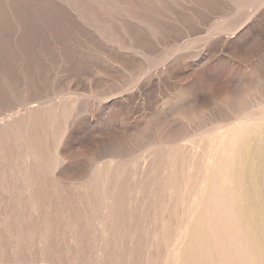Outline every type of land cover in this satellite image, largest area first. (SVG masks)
<instances>
[{
  "label": "rangeland",
  "instance_id": "obj_1",
  "mask_svg": "<svg viewBox=\"0 0 264 264\" xmlns=\"http://www.w3.org/2000/svg\"><path fill=\"white\" fill-rule=\"evenodd\" d=\"M262 128L264 0H0V264H264Z\"/></svg>",
  "mask_w": 264,
  "mask_h": 264
},
{
  "label": "bare ground",
  "instance_id": "obj_2",
  "mask_svg": "<svg viewBox=\"0 0 264 264\" xmlns=\"http://www.w3.org/2000/svg\"><path fill=\"white\" fill-rule=\"evenodd\" d=\"M258 141V144L246 147L245 163L241 169H243L245 176L248 174V180L244 183L246 184V202L253 205L255 216L260 222L259 233L264 237V128L260 130ZM252 161H255V163H252ZM243 173L242 176H244Z\"/></svg>",
  "mask_w": 264,
  "mask_h": 264
}]
</instances>
